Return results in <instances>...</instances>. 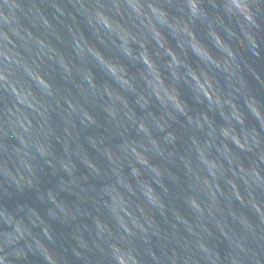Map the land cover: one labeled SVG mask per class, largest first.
<instances>
[{"label":"clouds","instance_id":"obj_1","mask_svg":"<svg viewBox=\"0 0 264 264\" xmlns=\"http://www.w3.org/2000/svg\"><path fill=\"white\" fill-rule=\"evenodd\" d=\"M0 264H264V0H0Z\"/></svg>","mask_w":264,"mask_h":264},{"label":"water","instance_id":"obj_2","mask_svg":"<svg viewBox=\"0 0 264 264\" xmlns=\"http://www.w3.org/2000/svg\"><path fill=\"white\" fill-rule=\"evenodd\" d=\"M44 179L46 181L52 180L54 182V178H51L49 176H45ZM16 195H17V198L18 199H21V200H27L29 202H31L32 200H34V194L31 193V192H28V191H25V192H22V193H18ZM53 226H54V229L57 232H66V229L64 228V226H61V225L55 224V223H54Z\"/></svg>","mask_w":264,"mask_h":264}]
</instances>
